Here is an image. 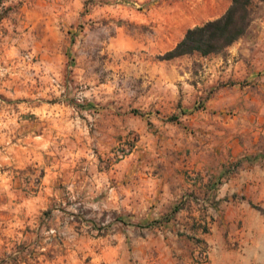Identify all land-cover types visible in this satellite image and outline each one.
Masks as SVG:
<instances>
[{
    "label": "rangeland",
    "instance_id": "rangeland-1",
    "mask_svg": "<svg viewBox=\"0 0 264 264\" xmlns=\"http://www.w3.org/2000/svg\"><path fill=\"white\" fill-rule=\"evenodd\" d=\"M231 2L0 0V264H243L242 239L227 240V249H220L192 240L186 230L180 235L163 231L161 218L122 217L102 203L117 178L84 173L85 155L58 177L57 195L43 203L45 171L32 160L39 157V134L55 124L65 130L87 125L88 150L103 156V169L142 160L141 130L149 125L150 113H163L154 100L171 96L169 78L178 76L173 69L183 74L181 82L201 91L193 110L204 112L209 99H243L246 87L251 97L263 100L258 108L264 111V2L246 35L223 53L161 58L189 28L223 15ZM211 66L217 68L213 80ZM224 109L236 113L233 106ZM191 113L166 116L176 115L171 121L179 123L176 129L186 127L194 135L216 122L207 112ZM111 115L119 118L114 135L107 128ZM74 140L80 150L82 141ZM17 149L20 159L31 155L32 162L8 163L5 156ZM42 157L46 163L54 158ZM261 243L264 247V238ZM259 254L257 264H264V250Z\"/></svg>",
    "mask_w": 264,
    "mask_h": 264
},
{
    "label": "crops",
    "instance_id": "crops-1",
    "mask_svg": "<svg viewBox=\"0 0 264 264\" xmlns=\"http://www.w3.org/2000/svg\"><path fill=\"white\" fill-rule=\"evenodd\" d=\"M245 68L243 73H248ZM208 70L215 75L211 80L218 77L215 66ZM172 73L178 76L169 78L171 96L165 99L161 94L154 100L164 115L150 113L146 118L155 124L154 128L149 124L141 130L145 143L140 161H120L103 169V156L88 150L87 125L65 130L63 125L55 124L44 129L38 136L39 157L32 159L45 171L39 192L44 195L42 202L57 195L54 184L58 177L74 169L79 156L85 155L86 160L80 163L84 173H95L104 180L109 174L117 178L110 197L102 203L121 212L122 217L152 220L168 215V220L160 222L163 231L180 235L186 230L192 232L188 234L192 240L209 241L220 249H227V240L242 239L243 264H257L260 250H264V111L258 108L263 106V100L251 97L246 87L243 99H209L204 112L216 122L208 125L211 129L205 133L194 135L186 127L176 129L179 123L167 120L166 112L204 115L202 110H193L196 94L201 91L187 81L181 82V71L173 69ZM179 88L186 92L183 96ZM225 106L235 107L236 113H227ZM211 108L216 112L211 113ZM109 119L108 131L117 134L119 118L111 115ZM103 121V116L98 117L99 129H103ZM77 136L82 141L80 150L75 145ZM136 147L133 145L132 151ZM43 154L53 155V161L46 163ZM19 155V149L10 152L6 161L15 167L32 162L31 155L24 161ZM46 158L49 160L50 156ZM97 182L101 190L104 181ZM200 224L203 228L190 229Z\"/></svg>",
    "mask_w": 264,
    "mask_h": 264
},
{
    "label": "trees",
    "instance_id": "trees-1",
    "mask_svg": "<svg viewBox=\"0 0 264 264\" xmlns=\"http://www.w3.org/2000/svg\"><path fill=\"white\" fill-rule=\"evenodd\" d=\"M262 2L264 0H232L223 15L189 28L184 37L172 49L161 55V58L169 60L195 53L202 56L223 53L229 46L246 35L255 19L258 5ZM2 17L0 14V19ZM178 104L181 105V100ZM133 113L146 116L138 110H134ZM177 119L176 115L167 117L169 121ZM148 123L152 125L153 122L148 120ZM161 219L168 220V215ZM197 241L202 243L200 239Z\"/></svg>",
    "mask_w": 264,
    "mask_h": 264
},
{
    "label": "built area",
    "instance_id": "built-area-1",
    "mask_svg": "<svg viewBox=\"0 0 264 264\" xmlns=\"http://www.w3.org/2000/svg\"><path fill=\"white\" fill-rule=\"evenodd\" d=\"M120 154H121V156H123V155H126V152L122 151Z\"/></svg>",
    "mask_w": 264,
    "mask_h": 264
}]
</instances>
